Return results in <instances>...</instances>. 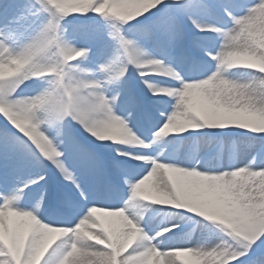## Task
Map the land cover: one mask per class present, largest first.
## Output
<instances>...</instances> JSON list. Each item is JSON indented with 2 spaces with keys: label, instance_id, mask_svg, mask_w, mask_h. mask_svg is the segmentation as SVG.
<instances>
[{
  "label": "snow or ice",
  "instance_id": "snow-or-ice-1",
  "mask_svg": "<svg viewBox=\"0 0 264 264\" xmlns=\"http://www.w3.org/2000/svg\"><path fill=\"white\" fill-rule=\"evenodd\" d=\"M0 264H264V0H0Z\"/></svg>",
  "mask_w": 264,
  "mask_h": 264
}]
</instances>
